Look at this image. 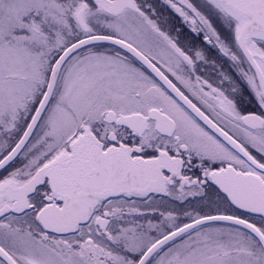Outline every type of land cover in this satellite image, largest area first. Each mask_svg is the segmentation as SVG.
<instances>
[{
  "label": "snow or ice",
  "instance_id": "6c2138e0",
  "mask_svg": "<svg viewBox=\"0 0 264 264\" xmlns=\"http://www.w3.org/2000/svg\"><path fill=\"white\" fill-rule=\"evenodd\" d=\"M0 264H264V0H0Z\"/></svg>",
  "mask_w": 264,
  "mask_h": 264
}]
</instances>
